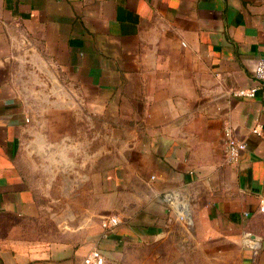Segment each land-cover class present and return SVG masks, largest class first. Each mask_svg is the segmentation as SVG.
Masks as SVG:
<instances>
[{
	"label": "crops",
	"instance_id": "obj_1",
	"mask_svg": "<svg viewBox=\"0 0 264 264\" xmlns=\"http://www.w3.org/2000/svg\"><path fill=\"white\" fill-rule=\"evenodd\" d=\"M263 56L264 0H0V264H84L93 248L127 263L131 245L163 238L168 256L143 260L264 264ZM227 127L247 146L237 163ZM36 133L57 151L56 193L27 150ZM97 181L134 202L119 210L133 221L49 238V213L93 212L75 199Z\"/></svg>",
	"mask_w": 264,
	"mask_h": 264
},
{
	"label": "rangeland",
	"instance_id": "obj_2",
	"mask_svg": "<svg viewBox=\"0 0 264 264\" xmlns=\"http://www.w3.org/2000/svg\"><path fill=\"white\" fill-rule=\"evenodd\" d=\"M35 105L38 106V103H35ZM38 122L36 123V129L40 132H45V125L41 124L40 119L37 118ZM88 121L87 118L81 119V124L83 122L86 124ZM42 130V131H41ZM48 138H51L52 140H55L54 134L45 135ZM43 134L36 133L35 135H30L29 136V141H32L35 143V147L33 149L28 148L27 145V150L31 152V156L36 159L38 163V170L41 169H46L45 175H47L48 180H47V186H48V191L49 190H54L56 193L57 189H59L61 186V183H56L55 181L57 180L59 174L58 171L60 169H57L56 167V162L55 158L57 156V151L53 148H50L46 146L43 138ZM41 142H43L41 144ZM60 153L64 154L63 150H59V156L61 157ZM82 153V152H81ZM115 153L117 151H112V159L111 161H114L113 158L115 157ZM80 164L78 166V173L81 175L88 174V166H87V159L86 157L82 154L79 157ZM41 168V169H40ZM61 168V166H59ZM108 166H106V169ZM103 170H104V165H103V160H100V164L95 167V174L98 178V176L103 175ZM69 173L72 175L71 171ZM84 185V182H83ZM104 183L103 181H97L96 183V196L94 199L92 197H89L87 195V187L88 184H86V188H82L81 195L79 196L78 199H75L78 202V205L81 206L79 207L80 209H83L82 207L88 208L91 206L93 209V212H88V213H79V214H72V213H62V214H48V230L47 233L49 235V238L51 239H61L62 236V230L63 228L64 232H68V235H73V232L77 234H81L83 229H87L90 224H93L94 226L99 225L102 228L101 222L102 219L110 214H117L121 217L123 221H125L127 217L128 220H132L134 218L133 214H127V215H121L119 213V210H129L130 206L134 203L129 200L127 197H122V192L118 191V187H116L111 192H106L104 193V190H100L103 188ZM114 186V185H113ZM55 188V189H54ZM56 199L53 198L49 202L55 203ZM64 207H67L68 204H71L72 199L68 197H64ZM133 221V220H132ZM103 229V228H102ZM65 238V236H64ZM146 248L144 250L140 247H137L135 245H131L129 247V255L130 259L127 263H121L118 258L114 259L112 258L110 260L109 264H153L152 261H150V257L148 258L147 261L143 260L144 255L149 254L151 255V252L153 251H159L161 254V258L164 257L166 258L168 256V239L163 238L158 242L156 245H151V243L145 244ZM159 264H175L173 262H169L166 260H161Z\"/></svg>",
	"mask_w": 264,
	"mask_h": 264
},
{
	"label": "built area",
	"instance_id": "obj_3",
	"mask_svg": "<svg viewBox=\"0 0 264 264\" xmlns=\"http://www.w3.org/2000/svg\"><path fill=\"white\" fill-rule=\"evenodd\" d=\"M255 77L264 83V56L261 57L255 69ZM225 148L226 156L230 163H237L241 153L246 149V143L239 141L234 135L231 128L225 129ZM163 200L171 210V212L181 221L187 222L191 217V209L189 204L184 201L180 195L173 191H167L163 194ZM259 211L264 214V196L261 197ZM114 224L118 223L117 219H113ZM106 258L101 251L93 248L85 257L84 264H105Z\"/></svg>",
	"mask_w": 264,
	"mask_h": 264
}]
</instances>
